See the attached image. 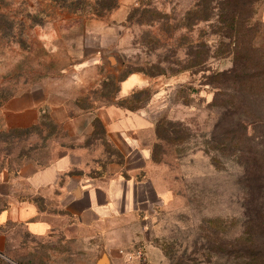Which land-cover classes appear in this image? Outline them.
Instances as JSON below:
<instances>
[{"label": "rangeland", "instance_id": "1", "mask_svg": "<svg viewBox=\"0 0 264 264\" xmlns=\"http://www.w3.org/2000/svg\"><path fill=\"white\" fill-rule=\"evenodd\" d=\"M95 1L0 0L9 24L0 33V109L5 96L37 88L44 89L51 104H63L52 112L41 110L31 127L0 129V162L43 164L70 146L85 147L87 138L72 136L70 120L118 102V83L128 73L161 68L159 120L181 123L188 137L177 147L160 142V149L153 148L157 167L152 172L164 196L157 203L151 197L145 212L121 224L120 232L132 233L131 241L116 249L143 247L153 264H248V243L241 234L253 204L243 167L225 157L215 165L204 152L221 111L213 98L221 99L220 89L233 94L232 73L225 89L214 78L210 86L200 84L214 71L241 70L244 59H235L216 17L201 22L187 15L199 0H115V7L99 16ZM254 7L252 22L261 25L248 37L251 47L240 50L251 61L249 72L264 69V0ZM199 50L210 56L205 68H189ZM260 118L264 122V114ZM261 126H248L247 134H264ZM95 150H73L81 156L83 174L94 172ZM101 233L100 228L62 229L51 238L35 239L16 229L12 250L0 253V264H93L106 255ZM256 248L261 250L256 264H264V238Z\"/></svg>", "mask_w": 264, "mask_h": 264}, {"label": "crops", "instance_id": "2", "mask_svg": "<svg viewBox=\"0 0 264 264\" xmlns=\"http://www.w3.org/2000/svg\"><path fill=\"white\" fill-rule=\"evenodd\" d=\"M161 78L131 73L117 87V98H126L137 89L150 88L151 99L136 111L114 104L95 108L71 121L72 136L86 137L85 147L70 146L48 163L24 160L17 165L0 162V252L12 250V231L19 229L24 236L51 238L62 229L71 233L75 228H100L103 250L108 264H119L122 257L116 249L119 243L131 241L132 233L120 232L136 214L157 203L164 192L153 175L152 143L164 86ZM42 88L33 89L8 99L0 109V129H25L38 123L46 108H62L60 102L50 103ZM103 128L106 140L123 156L122 163L107 160L101 137L94 136V122ZM96 148L92 161L94 172L83 174L82 159L73 151ZM87 165V164H86ZM121 224L125 226H121ZM57 225H62L58 227ZM66 227V228H65ZM122 233L125 237L119 236ZM19 239L16 240V243ZM99 256L93 264H97Z\"/></svg>", "mask_w": 264, "mask_h": 264}, {"label": "trees", "instance_id": "3", "mask_svg": "<svg viewBox=\"0 0 264 264\" xmlns=\"http://www.w3.org/2000/svg\"><path fill=\"white\" fill-rule=\"evenodd\" d=\"M254 2L257 3V0H199L195 8L187 12V15H192L201 22L208 21L213 16L216 17V21L219 23L218 30L224 38L229 40L228 45L233 46L232 53L235 55V59L239 61L244 59L245 61L240 67L241 70L214 71L205 77L206 80L200 84L210 86L211 80L214 78L224 88L229 74L232 73L233 94L228 95L220 89L221 99L216 98L218 95L213 98V102L218 101V107L221 111L219 119L210 133L209 142L206 141L207 145L211 144L204 152L210 156V160L215 165L220 163L222 157H225L232 158L243 167L244 179L248 183V185L245 184V188L249 195V201L253 204L251 207L248 206L246 210L245 227L241 234L242 240L248 243L246 252L251 260L248 264H256L261 252L256 246L259 240L264 238V134L259 133V136H252L248 135L246 131L248 126L262 125L261 127H264V122L260 118L264 114V100L261 103H257L255 100L258 95H264V69L256 72L247 71L248 67L251 66V61H249L248 56L240 55V50L246 51L251 47L248 37L255 35L259 25H261L258 21L252 22L255 11ZM115 4V0H96L93 10L99 16L103 14V11L114 8ZM8 28L9 24L5 15L0 13V33L5 34ZM208 57L210 56H208L207 50H199L191 59V64L188 67L205 68ZM157 70V72L149 71L143 72V74L148 77H157L162 74L163 69ZM131 73L125 75L120 81ZM257 87L261 88L259 92ZM151 94L150 88L137 89L126 98H117L119 101L112 104L123 109L136 111L146 105ZM9 98L10 96H5L1 101L4 103ZM93 124V137H101L105 151L109 154L107 160L104 162L101 160L99 164L104 168L110 161L122 163L123 156L106 140L102 125L97 120ZM155 125L156 142L152 147L151 154L154 163L157 160L153 148L160 149V142H166L170 146L177 147L188 137L184 136L188 129L184 128L181 123L176 124L168 121L164 124L161 119ZM7 164L11 166L10 162ZM6 207L7 205L2 204L0 210ZM19 264L24 263L19 262Z\"/></svg>", "mask_w": 264, "mask_h": 264}, {"label": "built area", "instance_id": "4", "mask_svg": "<svg viewBox=\"0 0 264 264\" xmlns=\"http://www.w3.org/2000/svg\"><path fill=\"white\" fill-rule=\"evenodd\" d=\"M122 260L119 264H153L151 263L147 251L143 247H138L132 251H119Z\"/></svg>", "mask_w": 264, "mask_h": 264}, {"label": "water", "instance_id": "5", "mask_svg": "<svg viewBox=\"0 0 264 264\" xmlns=\"http://www.w3.org/2000/svg\"><path fill=\"white\" fill-rule=\"evenodd\" d=\"M97 264H108L106 256H105V255H102V256L98 259Z\"/></svg>", "mask_w": 264, "mask_h": 264}]
</instances>
